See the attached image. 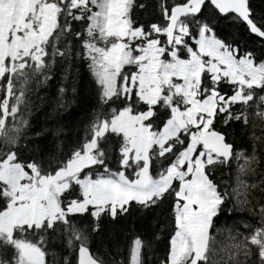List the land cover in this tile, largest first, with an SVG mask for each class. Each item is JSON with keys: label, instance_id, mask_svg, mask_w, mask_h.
I'll return each instance as SVG.
<instances>
[{"label": "trees", "instance_id": "trees-1", "mask_svg": "<svg viewBox=\"0 0 264 264\" xmlns=\"http://www.w3.org/2000/svg\"><path fill=\"white\" fill-rule=\"evenodd\" d=\"M57 6L53 31L43 43L42 62L27 59L21 68L6 70L0 79V105L7 104V114L0 109V169L13 155L26 174L54 176L67 167L78 153L93 140L103 123L110 122L122 110L138 115L151 111L144 125L158 134L173 117V108L189 107L172 86L152 105L143 101L134 87L122 92L125 79L137 72L134 64H125L118 74L116 93L105 95L104 87L94 74L89 44L109 48L118 38H102L94 32L91 17L99 0H86L74 7V0H51ZM189 0H132L128 19L133 29L141 30L148 39L158 40L164 60L176 51L180 59H189L198 51L201 29L211 32L222 44L235 52L236 58L248 57L255 64L264 63V41L253 35L234 14L221 15L212 4H204L203 15H187L179 22L186 28L180 44L170 43L166 30L170 10ZM251 19L264 32V0H247ZM168 13V14H167ZM239 91L246 101L231 102L221 109L219 101L211 130L225 135L233 146L232 158L206 164L205 175L215 187L220 204L208 229L203 259L197 264H264V82L259 86H242L227 77L216 78L208 67L202 69L198 99L213 92L228 100ZM192 126L180 129L169 139L165 150L157 144L148 151V174L160 181L179 160L190 142ZM47 139L44 150L34 147L38 136ZM93 151L95 162L82 168L58 197L64 217L51 225H20L13 229L12 241L0 232V264H18L21 254L15 243L39 248L45 264H78V252L87 247L101 264H131L133 247L140 243L139 264H169L172 240L178 231L176 206L180 203V182L175 179L161 196L147 202L130 201L112 214L109 207L98 215L94 206L85 211H69L74 203L84 200L77 180L98 179L124 173L134 181L144 167L132 159L123 165V134L106 131L98 137ZM204 151L198 146L196 155ZM31 157V160H29ZM11 201L0 183V214ZM115 217L113 220L112 218ZM178 264H187L180 262Z\"/></svg>", "mask_w": 264, "mask_h": 264}, {"label": "rangeland", "instance_id": "rangeland-1", "mask_svg": "<svg viewBox=\"0 0 264 264\" xmlns=\"http://www.w3.org/2000/svg\"><path fill=\"white\" fill-rule=\"evenodd\" d=\"M131 1L99 0L96 3L97 9L91 17L93 31L102 38L115 37L118 41L109 48L89 44L94 74L103 85L105 95L110 97L116 93L122 66L134 64L137 72L125 79L122 92L130 94L136 87L140 98L152 105L162 96L164 87L172 86L174 93L182 95L189 104L182 111L185 121L188 126L198 128L199 133L191 134L188 148L160 181L149 177L148 151L153 144L165 150L166 142L180 132L176 115L181 110L176 108H173L169 124L158 134L144 125L151 111L133 115L127 109L122 110L110 122L103 123L93 140L85 146L84 152L76 154L67 167L54 176L36 177L34 168L31 174H26L21 165L14 162L12 155L0 169V183L5 185V192L11 198L8 209L0 214V232L12 241L16 226L40 227L45 221L51 225L57 218L64 217L58 207V195L67 189L73 176L95 162L93 151L97 139L110 130L125 137L123 165L132 159L134 162L143 161L144 167L134 181H129L124 173L77 180L83 189L84 200L74 203L69 211H85L88 206H94L95 215L106 207L115 213L132 200L147 202L154 196H161L177 179L181 201L176 206L178 231L172 240L169 264H197L204 257L208 229L220 204L215 187L205 175L206 164L215 162L217 157L206 151L196 155L199 139L211 130L219 101L223 102L220 108L224 109L231 102L249 99L241 91L228 100L213 92L200 101L198 87L202 69L206 65L216 78L227 77L240 87L259 86L264 82V63L255 64L248 57L236 58L233 50L205 28L201 29L198 51L190 52L189 59H180L173 51L172 59L164 60V50L158 40H150L141 30L130 26L128 10ZM84 5L86 0L73 1L74 7ZM56 14L57 6L51 0H0V79L6 70L13 72L23 67L27 59L37 64L42 62L43 43L54 29ZM185 34L186 28L179 23L173 45L180 44ZM0 109L5 117L7 104L0 105ZM15 245L20 254L32 247L23 242ZM139 248L140 243L136 241L131 264H139ZM18 264L28 263L21 256Z\"/></svg>", "mask_w": 264, "mask_h": 264}, {"label": "water", "instance_id": "water-1", "mask_svg": "<svg viewBox=\"0 0 264 264\" xmlns=\"http://www.w3.org/2000/svg\"><path fill=\"white\" fill-rule=\"evenodd\" d=\"M209 1L221 14H234L249 28L250 32L264 41V32L255 25L251 19V11L247 0H189L186 3L174 6L168 16L167 37L170 43H174L177 26L182 18L187 15H196L201 12L204 4ZM168 14V13H167ZM177 125L179 128H187L188 124L184 115L178 112ZM199 143L206 152L212 153L218 159L229 161L233 155V146L226 142L225 135L216 130H209L202 134ZM22 258L28 264H45L44 253L36 247L27 248L21 253ZM78 264H101L97 261L87 247H81L78 252Z\"/></svg>", "mask_w": 264, "mask_h": 264}, {"label": "snow or ice", "instance_id": "snow-or-ice-1", "mask_svg": "<svg viewBox=\"0 0 264 264\" xmlns=\"http://www.w3.org/2000/svg\"><path fill=\"white\" fill-rule=\"evenodd\" d=\"M206 11V6L205 8L201 9L200 15H203V13ZM47 139V137L40 135L38 136V143L34 145L36 151L38 153L42 152L44 150L43 148V142ZM29 160H31V157H29ZM113 220L115 219V217L112 218Z\"/></svg>", "mask_w": 264, "mask_h": 264}, {"label": "crops", "instance_id": "crops-1", "mask_svg": "<svg viewBox=\"0 0 264 264\" xmlns=\"http://www.w3.org/2000/svg\"><path fill=\"white\" fill-rule=\"evenodd\" d=\"M170 121H171V120H170ZM170 121H169V122H170ZM169 122H168V124H169ZM168 124H166V125H168ZM111 212H112V211H111ZM112 214H114V213H112Z\"/></svg>", "mask_w": 264, "mask_h": 264}]
</instances>
